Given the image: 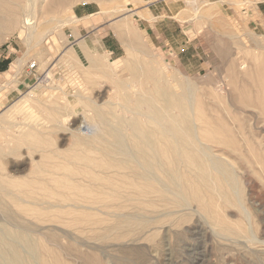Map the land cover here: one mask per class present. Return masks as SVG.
I'll return each instance as SVG.
<instances>
[{
    "label": "rangeland",
    "instance_id": "1",
    "mask_svg": "<svg viewBox=\"0 0 264 264\" xmlns=\"http://www.w3.org/2000/svg\"><path fill=\"white\" fill-rule=\"evenodd\" d=\"M0 14V227L28 229L39 264H264L262 0H0ZM143 99L191 130L149 182L108 149L121 128L138 151L129 123L155 126Z\"/></svg>",
    "mask_w": 264,
    "mask_h": 264
},
{
    "label": "bare ground",
    "instance_id": "2",
    "mask_svg": "<svg viewBox=\"0 0 264 264\" xmlns=\"http://www.w3.org/2000/svg\"><path fill=\"white\" fill-rule=\"evenodd\" d=\"M63 1L64 0H62V2ZM15 15L16 14L14 12H11V13H9V11L7 12V16L10 17V22L13 19H15ZM4 21L5 20H3V18L0 16V28L3 26V24H5ZM25 24L27 26L30 25L28 18H26ZM19 64H20V61H16L13 66L17 67V65H19ZM163 102H165V103L161 107H158L157 104H155V102L150 100V99H143L141 102L149 110L147 113H145V116L148 117L150 119V121L153 122V124L155 125L152 130L145 129L143 127H137L134 122L129 123V125H131L130 127L135 129V130H133L132 134H134L138 140V151H136V150L130 151V149H129L130 147L128 148L129 145L127 146V144H126V138H125L126 136L121 134V128H119V129L117 128V129L109 131L111 134H113L114 140L112 143L109 144L108 149L111 152H114L117 155H119L120 157L124 158L125 161L135 164V166H137V168L135 167L137 170H138V168H140L141 171L138 170V171H134L132 173H134L133 175H134V177H136V179L138 177V179H140L141 181L149 182V181L155 180L156 174L153 171L154 167H158V165H162L163 168H165L166 164L161 163L162 161L160 160V159H162L161 155H163L164 153L168 152L171 154L172 159L178 158V160H179V158H180L179 152L180 151H178V150H179L180 146H182L184 144V141H183V135L184 134L187 133L188 138L191 140L190 128L188 127L186 129H184V132L182 133L180 128L179 129L177 128L178 127L176 124L177 120H175V118H173L168 112L166 100H163ZM139 109H141V107L140 108L137 107V110L135 111L136 114H139V112H141L142 109L141 110H139ZM96 111H98V110H96ZM98 116L102 119V121L106 120V119H104L102 114H100V112L98 113ZM193 131H195V130H193ZM158 136H162L163 139H160ZM194 138H195V136H194ZM80 139L81 138L78 137V140H80ZM160 143H164L166 146L164 148H161ZM189 144H191L192 147L195 149V146L193 145L192 142H189ZM199 147H200V145H199ZM201 152H202V150H201ZM201 152H200L201 156L207 158L206 153H203V152L201 153ZM138 153H139V157H138ZM209 158H207L208 164L210 166H212L213 168H216L219 165V162L217 163L218 164L217 165V164L213 163L212 160ZM231 169H232V167H231ZM231 169H230V171H231ZM219 170H221V169L219 168ZM165 174H167V176L169 177V181L173 184V189H170V190H172V192L175 193V195H174V193H173V195L176 196V199H178V198L180 199V203L181 202L186 203V200H185L186 194L185 193L186 192L189 193L190 192L189 189L186 187H183V185L180 184V182H182V181H179L177 179L178 176L176 178V176L171 175L167 171H165ZM232 177H234V176H232ZM156 180H157V178H156ZM232 183H233V181H232ZM235 184H236V181H235ZM136 185L133 186V190L137 191L139 186H136ZM1 186L2 185H0V187ZM233 186H234V184H233ZM163 187H165V186L163 185L162 188ZM2 189H3V187H2ZM166 189L169 190V187ZM166 189H163V191H166ZM203 207H205V206H203ZM4 210L6 211V209H4ZM9 215H10V213H9ZM8 218H9V216L7 217V221L10 220V218H9V220H8ZM7 223H9V222H7ZM15 224L16 223H14V225ZM14 227L16 228L17 231L14 230V232H13V231L8 230L5 227H2V228L0 227V264H39L38 260H37L39 254L36 250V248H37L36 244L37 243L29 235L31 233L30 232H29V234L26 233L28 231V229L26 228L27 231H25V227L23 225L18 226V224H17V226H14ZM30 231H31V229H30ZM22 246H24V248H26L27 250H25V251L23 250V252L21 250V252H20L18 248L22 247Z\"/></svg>",
    "mask_w": 264,
    "mask_h": 264
},
{
    "label": "clouds",
    "instance_id": "3",
    "mask_svg": "<svg viewBox=\"0 0 264 264\" xmlns=\"http://www.w3.org/2000/svg\"><path fill=\"white\" fill-rule=\"evenodd\" d=\"M87 126H88V132H84L85 134L91 135L96 131L94 126H89L88 124H87Z\"/></svg>",
    "mask_w": 264,
    "mask_h": 264
},
{
    "label": "built area",
    "instance_id": "4",
    "mask_svg": "<svg viewBox=\"0 0 264 264\" xmlns=\"http://www.w3.org/2000/svg\"><path fill=\"white\" fill-rule=\"evenodd\" d=\"M35 66H36L35 64H30V65L28 66V69H30V70H31V69H34Z\"/></svg>",
    "mask_w": 264,
    "mask_h": 264
},
{
    "label": "crops",
    "instance_id": "5",
    "mask_svg": "<svg viewBox=\"0 0 264 264\" xmlns=\"http://www.w3.org/2000/svg\"><path fill=\"white\" fill-rule=\"evenodd\" d=\"M218 1H219V0H218ZM262 2H264V1L262 0ZM4 69H5V67H4V68H3V67H2V68L0 67V72H3ZM6 73H7V72H6ZM6 73H5V74H6ZM5 74H3V75H5Z\"/></svg>",
    "mask_w": 264,
    "mask_h": 264
}]
</instances>
